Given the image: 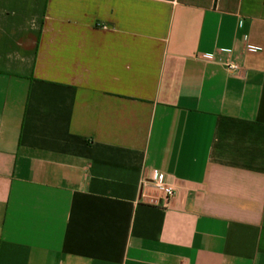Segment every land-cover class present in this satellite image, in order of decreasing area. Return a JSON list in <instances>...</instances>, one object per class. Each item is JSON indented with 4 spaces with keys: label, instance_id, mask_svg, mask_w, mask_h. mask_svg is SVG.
Returning a JSON list of instances; mask_svg holds the SVG:
<instances>
[{
    "label": "crops",
    "instance_id": "crops-1",
    "mask_svg": "<svg viewBox=\"0 0 264 264\" xmlns=\"http://www.w3.org/2000/svg\"><path fill=\"white\" fill-rule=\"evenodd\" d=\"M0 264H264V0H0Z\"/></svg>",
    "mask_w": 264,
    "mask_h": 264
},
{
    "label": "built area",
    "instance_id": "built-area-1",
    "mask_svg": "<svg viewBox=\"0 0 264 264\" xmlns=\"http://www.w3.org/2000/svg\"><path fill=\"white\" fill-rule=\"evenodd\" d=\"M211 56L212 55H210L209 58ZM230 69L236 70L237 68L234 66H230ZM150 182L155 189L162 192L165 198L166 205L168 206L176 195V189L171 183L168 182L167 175L159 170H156L153 173Z\"/></svg>",
    "mask_w": 264,
    "mask_h": 264
}]
</instances>
